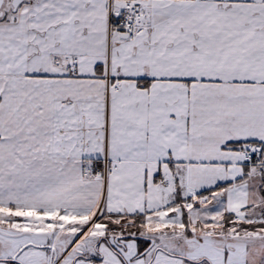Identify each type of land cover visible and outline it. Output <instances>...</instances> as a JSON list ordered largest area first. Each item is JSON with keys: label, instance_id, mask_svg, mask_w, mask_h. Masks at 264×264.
Here are the masks:
<instances>
[{"label": "snow or ice", "instance_id": "1", "mask_svg": "<svg viewBox=\"0 0 264 264\" xmlns=\"http://www.w3.org/2000/svg\"><path fill=\"white\" fill-rule=\"evenodd\" d=\"M0 264H264V0H0Z\"/></svg>", "mask_w": 264, "mask_h": 264}]
</instances>
